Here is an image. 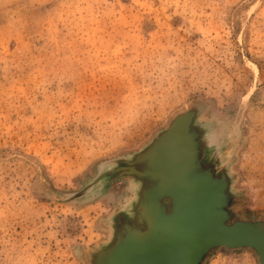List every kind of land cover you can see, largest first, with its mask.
I'll return each instance as SVG.
<instances>
[{"label": "rangeland", "instance_id": "1", "mask_svg": "<svg viewBox=\"0 0 264 264\" xmlns=\"http://www.w3.org/2000/svg\"><path fill=\"white\" fill-rule=\"evenodd\" d=\"M191 102L236 211L264 219V0H0V264H87L117 211L48 185L80 189ZM203 264L259 262L219 247Z\"/></svg>", "mask_w": 264, "mask_h": 264}, {"label": "water", "instance_id": "2", "mask_svg": "<svg viewBox=\"0 0 264 264\" xmlns=\"http://www.w3.org/2000/svg\"><path fill=\"white\" fill-rule=\"evenodd\" d=\"M202 104L191 102L137 150L99 161L84 185L58 198L74 202L102 195L129 175L143 181L135 218L115 212L108 239L88 251L87 264H203L216 248L252 249L264 264V219L236 211L229 162L202 140ZM209 141L216 142L215 126Z\"/></svg>", "mask_w": 264, "mask_h": 264}, {"label": "clouds", "instance_id": "3", "mask_svg": "<svg viewBox=\"0 0 264 264\" xmlns=\"http://www.w3.org/2000/svg\"><path fill=\"white\" fill-rule=\"evenodd\" d=\"M196 123L197 126L201 127L204 133L202 140L205 142L206 146L212 149L214 153H217L221 145L209 141V137L214 131L212 118L209 117L208 119H204L198 117ZM121 185L120 191H108L103 193V196L113 206L115 211L124 212L130 219L135 218V209L141 202V193L144 189L143 181L134 175H129L122 178Z\"/></svg>", "mask_w": 264, "mask_h": 264}]
</instances>
